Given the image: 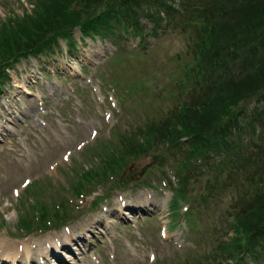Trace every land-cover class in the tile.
Returning a JSON list of instances; mask_svg holds the SVG:
<instances>
[{
  "label": "rangeland",
  "instance_id": "obj_1",
  "mask_svg": "<svg viewBox=\"0 0 264 264\" xmlns=\"http://www.w3.org/2000/svg\"><path fill=\"white\" fill-rule=\"evenodd\" d=\"M59 1L71 0H0V56H6L9 78L0 93V264H29L22 255L24 242L39 256L33 264L195 262L210 249V230L222 222L220 213L233 206L232 195L249 194L256 185L260 161L257 149L246 144L249 131L227 136L231 145L243 149L226 157L223 147L206 143L198 144L199 153L189 157L192 147L184 139L174 147L156 143L144 146V154L125 156L122 141L142 143L141 137L132 136L139 133L138 127L192 93L197 80L190 77L193 64L186 34L174 17L181 12L188 24L204 30V15L190 0H185L186 12L181 0H172L170 20L159 14L160 29L142 43L128 37L117 46L98 35L85 36L72 56L65 43L44 58L19 56L14 40L30 39L39 24L29 28V21L63 4ZM77 2L74 12L84 11L83 1ZM142 23L147 26L148 20ZM74 37L80 39L79 29ZM192 41L200 43L198 38ZM113 158V167L97 178L103 180L107 174L99 186L90 193H85L88 185L78 191L76 186L83 182L79 177L87 169L101 172L100 160ZM183 161L185 171L180 168ZM113 171L117 172L110 176ZM184 174L188 187L180 195L176 190ZM121 180L125 186L118 189ZM94 199L96 205L91 204ZM61 203L66 208L64 221L29 235L18 228V220H34V212L41 209L52 214ZM58 209L62 213L63 208ZM78 236L84 241L67 239ZM65 242L68 247L60 248ZM70 245L77 248L75 255L68 253ZM49 248L62 251L59 261L51 258L57 253L48 255ZM237 257L244 258L241 264H264V240ZM215 261L234 263L219 256Z\"/></svg>",
  "mask_w": 264,
  "mask_h": 264
},
{
  "label": "trees",
  "instance_id": "obj_2",
  "mask_svg": "<svg viewBox=\"0 0 264 264\" xmlns=\"http://www.w3.org/2000/svg\"><path fill=\"white\" fill-rule=\"evenodd\" d=\"M76 1L71 0L68 4L59 1L63 4H55L53 9L44 10L41 17L31 19L29 28L39 24L31 38L14 40L19 56L26 57L29 53L43 54L44 50L48 51V54H44L48 56L54 53V46L57 47L56 39L59 37L69 44V53L72 54L76 46L75 41L72 42L75 28L80 29L81 35H98L99 38H109L115 44L122 39V34L144 39L155 35L157 29H160L162 22L159 14L164 13L163 16L168 20L173 15L169 9L172 0H82L85 10L75 13L74 9L78 4ZM190 1L194 3L195 9L204 15V30L198 28V31L193 24H188L189 19L181 12L176 11L174 19L186 34L188 56L193 64L189 68L190 77L197 80V84L192 93L185 94L184 99L174 104L172 109L159 113L142 127H138L139 133L132 136L141 137L143 144L122 141L123 155L144 154V146L149 148L156 143L174 147L180 140L182 144L184 139L189 140L188 144L192 147L187 153L189 157L199 153L198 144L205 143L213 148L223 147V157L236 156L243 148L237 144L231 145L227 136L232 131H249L250 137L246 144L257 149L255 153L260 161L256 185L251 186L249 194L232 195L233 206L220 213L222 222L210 230V249L203 252L195 262L188 263L220 264V261H215L216 256L221 257L223 261H238L237 256L241 252L253 250L259 240H264V0ZM179 2L186 12L188 2ZM149 7L152 9L151 13L156 14V20L152 19ZM158 10L161 12L157 13ZM146 19L147 26L142 23V20ZM197 38L199 44L192 41ZM24 45L27 46L21 52L20 47ZM5 62L6 56H0V92L8 77ZM190 63L186 62L185 66ZM250 155L254 157L253 153ZM114 159L105 162L99 159L102 161L101 172H97L95 167L87 169L79 177L83 182L76 186L78 191L88 185L85 193H90L91 188L104 181L107 174L103 175V180L97 178L113 167L112 163L116 161ZM224 159L226 162V158ZM247 159L249 155L244 161ZM217 171L221 173V170ZM116 172L113 171L110 176H114ZM187 174L179 179L177 194H185V188L188 187ZM120 176L121 173L116 179ZM116 185L118 189L125 186L123 180ZM59 206L63 207V204ZM65 209L63 208L61 213L57 208L52 214L43 213L41 209V213L34 212L38 221L20 219L19 226L26 232L41 230L50 225L48 218H51L54 224L64 221ZM185 219L189 221L188 216Z\"/></svg>",
  "mask_w": 264,
  "mask_h": 264
},
{
  "label": "bare ground",
  "instance_id": "obj_3",
  "mask_svg": "<svg viewBox=\"0 0 264 264\" xmlns=\"http://www.w3.org/2000/svg\"><path fill=\"white\" fill-rule=\"evenodd\" d=\"M80 34V33H79ZM83 37H85V35H80V39H76V37L72 38V42L73 40L75 41L76 45H78L79 43L78 42H82L83 43ZM56 43H57V47L54 46V50L55 52L57 51L58 48H61V43H65L66 44V49H67V52H69V44H67L66 41L64 42H61V38H57L56 39ZM7 80H9V78L7 77ZM30 244L29 243H26L24 242L23 245H22V255L24 253V258L26 259V261L28 263H30V260H37L39 259V256L37 253H32L31 251V247L29 246ZM29 250V251H28ZM16 254H18L17 252L16 253H13V255L15 256ZM1 256H3L2 253H0ZM2 264V263H1Z\"/></svg>",
  "mask_w": 264,
  "mask_h": 264
},
{
  "label": "water",
  "instance_id": "obj_4",
  "mask_svg": "<svg viewBox=\"0 0 264 264\" xmlns=\"http://www.w3.org/2000/svg\"><path fill=\"white\" fill-rule=\"evenodd\" d=\"M182 168H183L184 170L187 168V163H186V162H184Z\"/></svg>",
  "mask_w": 264,
  "mask_h": 264
}]
</instances>
